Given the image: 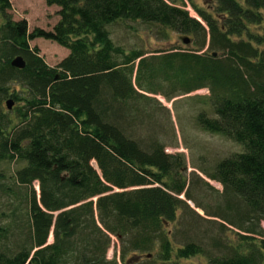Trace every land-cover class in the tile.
I'll use <instances>...</instances> for the list:
<instances>
[{"label": "trees", "instance_id": "1", "mask_svg": "<svg viewBox=\"0 0 264 264\" xmlns=\"http://www.w3.org/2000/svg\"><path fill=\"white\" fill-rule=\"evenodd\" d=\"M44 1L58 21L29 33L0 0V163L17 165L19 188L0 184L19 203L0 214V264H136L139 254L144 264H264V0H208L203 10L192 0ZM125 21L187 37L193 49L125 52L108 31ZM38 38L67 57L48 66L29 45ZM17 57L23 69L11 66ZM158 78L184 94L206 88L212 117L202 112L196 125L242 150L201 172L222 189L211 208L193 199L184 157L152 136L155 100L139 91L156 94L147 85ZM188 201L217 231L179 243L177 227L203 222ZM110 236L120 247L107 260Z\"/></svg>", "mask_w": 264, "mask_h": 264}, {"label": "rangeland", "instance_id": "2", "mask_svg": "<svg viewBox=\"0 0 264 264\" xmlns=\"http://www.w3.org/2000/svg\"><path fill=\"white\" fill-rule=\"evenodd\" d=\"M192 1L194 5L201 10L209 6L208 0ZM8 2L10 8L6 11L11 20L13 22L25 21L29 33L34 29L51 31L58 21V8L47 7L44 0H8ZM184 2H186V0H184ZM185 10L189 12L192 18L201 22L192 7L188 4ZM108 31L111 40L116 46L121 47L125 52L140 50L143 52V57L154 55L152 52L162 48H176L181 52L193 49L192 45H184L180 40V36L176 33L161 27L145 25L141 22H117L110 26ZM29 45L39 50L40 57H42L45 63L50 67H55L68 55V51L65 48L41 38L30 41ZM158 79L159 80L155 81L154 84L147 85L148 89L151 88L153 91L156 90V94L146 93V86L144 87L145 92H141L136 88L144 96H147L151 100H155V102H150L148 104V114L151 121L150 125H152V131L155 134L152 136L165 146L164 152L166 154H178L184 157L187 183L193 181L198 184V189L192 190L193 199L203 206L211 208L212 205L219 200V193L222 189L217 182L208 180L201 172H211L216 162L230 157L231 155L241 153L242 150L233 142L221 136L206 133L200 130L196 125V117L200 113L205 112L208 116L212 117L207 99L209 93L206 88L184 94L178 89L175 91L172 90V84L162 82L160 78ZM142 129L143 132L139 137L147 139L144 128ZM17 168V165L14 163H0V184L11 186L15 192L19 191V188L12 186L13 176ZM203 182H206L208 185L205 186ZM37 187L38 185L35 183L33 185L35 191H37ZM181 198H183V196H181ZM187 204L203 222H201L199 229L186 225L177 227V233L185 232L186 234H178L179 236L176 242L185 243L187 240L186 236L190 238L191 234H193L192 231L204 232L203 230L206 228H210L211 232L217 231L215 227L211 228V223L210 227L204 223L217 220L209 218L201 210L195 209L191 202L188 201ZM18 206L19 203L17 200L8 196V194L0 193V214L9 216L10 213H8V210H12ZM25 213L26 208L23 204L22 207H20V212H18L22 220L25 218ZM182 214L186 213L183 211ZM186 220L189 222L188 218H186ZM7 223L8 222L5 223L4 221H0V225ZM260 227L264 230V223H261ZM173 230L174 228L170 227L171 233ZM51 239L52 236L48 239V243L51 242ZM119 247L120 242L117 241L115 237L110 236V246L106 252V259L111 260L114 255L118 253ZM139 256H141L140 260L136 264H144L145 262L144 258H142V254H139ZM127 258H131V255H128ZM180 264H207V259L204 257H193L189 261H181Z\"/></svg>", "mask_w": 264, "mask_h": 264}, {"label": "water", "instance_id": "3", "mask_svg": "<svg viewBox=\"0 0 264 264\" xmlns=\"http://www.w3.org/2000/svg\"><path fill=\"white\" fill-rule=\"evenodd\" d=\"M180 40L184 45H189V43H190V40L187 37H181ZM11 66L16 68V69H23L24 68V61L22 60V58L17 57L11 61ZM12 106H13V104L11 102L6 103V108L8 110H11Z\"/></svg>", "mask_w": 264, "mask_h": 264}, {"label": "flooded vegetation", "instance_id": "4", "mask_svg": "<svg viewBox=\"0 0 264 264\" xmlns=\"http://www.w3.org/2000/svg\"><path fill=\"white\" fill-rule=\"evenodd\" d=\"M1 21V20H0ZM180 38H181V36H180Z\"/></svg>", "mask_w": 264, "mask_h": 264}]
</instances>
